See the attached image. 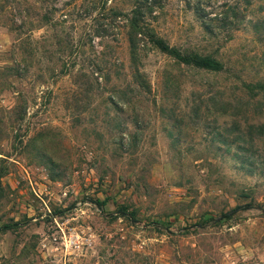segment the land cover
I'll list each match as a JSON object with an SVG mask.
<instances>
[{
  "label": "rangeland",
  "instance_id": "374dc122",
  "mask_svg": "<svg viewBox=\"0 0 264 264\" xmlns=\"http://www.w3.org/2000/svg\"><path fill=\"white\" fill-rule=\"evenodd\" d=\"M147 1L0 0V264H264V0Z\"/></svg>",
  "mask_w": 264,
  "mask_h": 264
},
{
  "label": "trees",
  "instance_id": "16d2710c",
  "mask_svg": "<svg viewBox=\"0 0 264 264\" xmlns=\"http://www.w3.org/2000/svg\"><path fill=\"white\" fill-rule=\"evenodd\" d=\"M146 3H148L147 0H145ZM149 4V3H148ZM154 45L163 53L168 54L170 56H172L173 58L177 59L178 61H180L181 63H184L186 65H193L195 67L201 68V69H206V70H210V71H215V72H220L223 70V65L211 58V57H203V56H199V55H192V56H186V55H182L181 53H178V51L176 49H174L173 47H171L170 45H168L166 42H164L161 39H156L153 41ZM96 204L99 206V208H101V210H103V207L105 206V201H99L96 200L95 201ZM251 208L250 206H246V207H236L235 209L231 210L228 213L223 214L220 217V220H229L232 219L234 215H236L238 212L242 211V210H246ZM136 211H131L129 208L127 207H120L118 209L117 212V216L118 218H126V219H130L132 221H135V216H136ZM11 226L9 225H5L0 227V233L10 230Z\"/></svg>",
  "mask_w": 264,
  "mask_h": 264
}]
</instances>
